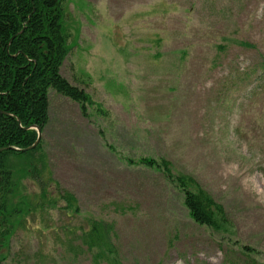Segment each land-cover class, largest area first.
Returning <instances> with one entry per match:
<instances>
[{
    "label": "rangeland",
    "instance_id": "obj_1",
    "mask_svg": "<svg viewBox=\"0 0 264 264\" xmlns=\"http://www.w3.org/2000/svg\"><path fill=\"white\" fill-rule=\"evenodd\" d=\"M62 3L61 72L92 103L51 90L39 153L57 198L21 180L12 201L27 211L0 264H264V0ZM141 158L192 176L229 225L197 223ZM93 221L111 227L116 263L84 243Z\"/></svg>",
    "mask_w": 264,
    "mask_h": 264
},
{
    "label": "trees",
    "instance_id": "obj_2",
    "mask_svg": "<svg viewBox=\"0 0 264 264\" xmlns=\"http://www.w3.org/2000/svg\"><path fill=\"white\" fill-rule=\"evenodd\" d=\"M63 18L62 0H0V258L5 257L6 244L15 228L13 218L27 211L12 201L21 180L35 181L42 202L57 198L48 191L55 182L46 174L45 155L39 153L43 141L25 151L38 138L37 129L32 127L43 132L49 123L51 90L78 102L84 113L92 103L90 94L73 85L61 72L70 39ZM139 160L162 168L168 180L182 189L184 204L197 223L218 231L229 225L224 207L192 176L173 173L166 159ZM56 186L59 187L57 183ZM61 195L68 209L78 210L71 193ZM84 239L91 250H98L95 263L110 260L116 251L107 223L93 221L91 229L84 232ZM110 261L116 263V258Z\"/></svg>",
    "mask_w": 264,
    "mask_h": 264
},
{
    "label": "water",
    "instance_id": "obj_3",
    "mask_svg": "<svg viewBox=\"0 0 264 264\" xmlns=\"http://www.w3.org/2000/svg\"><path fill=\"white\" fill-rule=\"evenodd\" d=\"M32 128H36L37 129V131H38V138H37L36 142L32 146L28 147L25 151L34 149L35 147H37L39 145V143L42 140V130L40 128L36 127V126H33ZM12 148L13 147H7L6 149H12ZM0 150H2V149H0Z\"/></svg>",
    "mask_w": 264,
    "mask_h": 264
}]
</instances>
